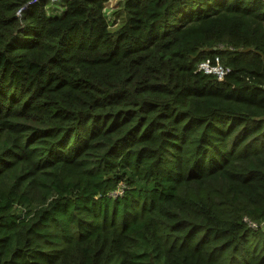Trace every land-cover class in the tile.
Instances as JSON below:
<instances>
[{
    "label": "trees",
    "instance_id": "obj_1",
    "mask_svg": "<svg viewBox=\"0 0 264 264\" xmlns=\"http://www.w3.org/2000/svg\"><path fill=\"white\" fill-rule=\"evenodd\" d=\"M108 2L0 0V264H264V0Z\"/></svg>",
    "mask_w": 264,
    "mask_h": 264
},
{
    "label": "built area",
    "instance_id": "obj_2",
    "mask_svg": "<svg viewBox=\"0 0 264 264\" xmlns=\"http://www.w3.org/2000/svg\"><path fill=\"white\" fill-rule=\"evenodd\" d=\"M52 2H59L60 0H51ZM22 11V10H21ZM217 64L212 65V63L207 60L202 62L198 66V70L204 72L205 74H214L218 79L222 80L227 73V70L219 64V59H216Z\"/></svg>",
    "mask_w": 264,
    "mask_h": 264
},
{
    "label": "rangeland",
    "instance_id": "obj_3",
    "mask_svg": "<svg viewBox=\"0 0 264 264\" xmlns=\"http://www.w3.org/2000/svg\"><path fill=\"white\" fill-rule=\"evenodd\" d=\"M119 0H109L107 6H108V9L112 8H116L117 4H118ZM111 14L113 15V13L111 12Z\"/></svg>",
    "mask_w": 264,
    "mask_h": 264
}]
</instances>
